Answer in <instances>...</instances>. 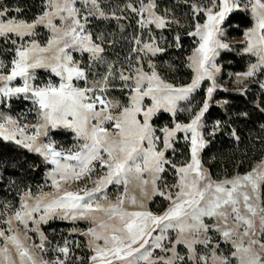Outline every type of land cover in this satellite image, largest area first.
Returning <instances> with one entry per match:
<instances>
[{
    "label": "snow or ice",
    "instance_id": "snow-or-ice-1",
    "mask_svg": "<svg viewBox=\"0 0 264 264\" xmlns=\"http://www.w3.org/2000/svg\"><path fill=\"white\" fill-rule=\"evenodd\" d=\"M189 7L194 25L187 34L197 38L188 57L193 75L190 83L176 84L153 62L166 49L151 35L152 26L178 23L167 10H158L156 0H129L121 9L135 14L140 34L132 37L130 54L119 64L105 60V37L94 35L90 24L94 18L128 17L115 12L109 17L100 0H46L32 21L12 15L21 8L0 3V38L13 45L11 61L0 60V98L31 101L35 119L22 124L0 112V138L53 166L38 193L29 187L20 194L19 208L9 215L11 204H6L0 212V264H69L68 240L51 249L58 253L54 260L45 259L50 242L40 225L57 218L87 222L86 231L72 232L87 237L88 264H264V160L243 174L215 179L200 157L208 143L204 117L218 87L216 57L231 50L223 25L234 11L251 13L254 25L244 33V52L256 62L238 75L264 74V0H207ZM40 26L50 32L43 44L35 39ZM180 40L176 35L177 47ZM74 53H87L90 63L83 65ZM96 63L106 64V72L90 80ZM38 69L59 82L36 83ZM117 80L126 103L110 98ZM207 81L205 98L194 110V96ZM184 111L191 112L187 123L176 119ZM161 113L171 115V126H155ZM220 124L207 135L214 136ZM59 129L73 133L70 148L52 139ZM181 133L189 159L177 164L168 153L176 151ZM169 168L176 177L171 185L163 181ZM110 188L117 190L115 198ZM156 196L168 202L161 212L147 206ZM29 233L38 234L39 242ZM75 259L83 264L82 257Z\"/></svg>",
    "mask_w": 264,
    "mask_h": 264
},
{
    "label": "rangeland",
    "instance_id": "rangeland-1",
    "mask_svg": "<svg viewBox=\"0 0 264 264\" xmlns=\"http://www.w3.org/2000/svg\"><path fill=\"white\" fill-rule=\"evenodd\" d=\"M3 1L4 0H0V3ZM157 1L158 0H156V2ZM128 2L129 0H125L124 2L117 1L114 3L110 2V0H101L100 3L103 5V9L109 17H111L113 12H115L117 15L127 16L128 18L122 19L119 21H117L114 18H110V19L94 18L92 19L91 24H90V29L94 33V35L103 34L105 37L104 46L106 50H105L104 56H105V60L108 61L109 63L115 62L119 64L121 62H124L125 58L129 56L130 50L133 47L131 43L132 37L140 34L139 27L136 24L135 14L131 13L130 11L123 12V13L121 12V9L124 8L125 4ZM132 2H135V0H132ZM244 2L245 0H241L242 4ZM195 3L200 4L199 1H195ZM45 4H46V0H44V7H45ZM165 10H167L168 12L169 19L173 21H177L178 23H172L165 29H156L154 26H152L151 35L157 39L161 47L176 46V43H175L176 35L182 32L184 28H186L187 26L183 25L180 22L179 16L175 14L173 11L168 10V8H162L159 11L163 13ZM233 14L234 15L236 14L237 17L235 19V23H230L229 18ZM246 17H248L250 21V25L247 27H243L246 24V20H245ZM229 18L226 21V23L223 25L225 29V36L223 37V39L226 43H228L231 46V50H221L219 56L216 57V64L220 68V71L216 74V82H217L218 87H217V91L213 94V100L210 102V107L212 105L220 106V107L225 105L222 103L223 102L222 99H214L215 97H218V94L220 92L243 93L247 90H250L251 92L260 91L264 94V89L260 87V85L264 83V74L257 73V75L253 77H249V78H244L238 75L239 73L246 72L250 64L256 62L255 57L244 52V48H245L244 33L246 30L252 28L254 25L252 15L250 12H246L243 10H237L231 13ZM201 23H203V19ZM134 28L136 31H134ZM163 31H167L168 34L163 33ZM49 37H50V32L47 28L43 26L38 27L37 35L35 39H37L41 44H43L47 41ZM147 38H148V32L147 30H145L144 39H147ZM194 39L196 42L197 38H194ZM10 46L13 47V45H11L10 42H5L2 46V50L4 52H8L10 49ZM195 47H197V43L195 44ZM194 48L191 50L190 54L186 58L187 68L190 71L191 69L188 67V63H189L188 57L192 55ZM123 51H126L125 52L126 55L122 54ZM161 54L162 53L158 54L156 57L153 58V62L157 65L158 71L160 72L162 76L165 77V79L169 80L170 82L181 84L180 82L184 80V76H183L184 74L182 73L181 70H178L176 68V66L174 65V61L169 62V61H164V60L159 59ZM74 55L77 60H80L82 62L83 65H88L90 63L87 53H84L83 55H81L80 53H74ZM0 60H3L5 63H7L6 60L1 57H0ZM242 66H244L243 69L238 70ZM106 67L107 65L103 63L92 64L89 70V73H90L89 79L90 80L93 78L98 79L100 76H102L106 72ZM192 75L193 73L191 71V77ZM37 76H38V79L36 83H45L49 79H51L53 83L59 82L58 77H55L52 73L44 69H38ZM190 81H191V78L187 83H190ZM19 83H20L19 79L13 82L14 85L19 84ZM77 83L81 87L86 86L83 81H80ZM210 83H211L210 81L204 82L202 84L201 89L198 91V93L201 90L203 91L204 98L206 95V89L208 86H210ZM119 87H120V82L117 80L115 82L116 90L110 93V98L118 99L126 103L127 102L126 93H121L119 91ZM197 94H195V96ZM0 99H4V102L0 103V112H3L8 115H12L14 118H19L22 124L35 123L34 113L26 112V110L24 109L25 106L29 104L31 101H25L22 98L18 99L15 97L11 99H5V98H0ZM198 102L199 100L192 101V107L194 110H197V111L199 110V107L201 106V105H198ZM254 103L257 105L261 103V105L264 107V100L260 99L258 95H254ZM159 115L169 116L171 118V123H168V121L163 118L161 125L156 126L157 128L163 127L164 125L171 126L173 118L171 117L170 114L161 113ZM177 117L180 118V120H178ZM190 118H191V112L189 111L179 112L176 116V119L181 123L189 122ZM204 123H205V117H204ZM215 124L216 122H210L206 124V130H205L206 139L207 137H211V136H208L207 133L213 130V127ZM217 131L218 130H216V133ZM51 137L53 140L56 141L58 146H63L64 148H70L76 142L74 140L73 133L67 130H63V129H59L51 133ZM179 137L180 138L178 142L175 144L176 151L174 153L169 151L168 153L169 158L177 164H180L186 161L187 159H189L188 143L183 139L182 133L179 134ZM0 139L3 140V138H0ZM5 142H11V141H5ZM11 143H14V142H11ZM202 152L200 153V157L202 156ZM261 160H264V154L261 157V159H259L256 163H254L253 166L259 163ZM203 165L206 168L204 163ZM47 166H48V169L46 170L44 181L42 183L40 184L28 183L27 185L28 186L27 189L30 187L34 194L38 193L40 187L44 186L47 182V173L53 167L52 165H47ZM0 176H1V170H0ZM222 178L224 177H220L216 179H222ZM163 181L169 185L176 182V177L172 169L169 168L168 171L164 174ZM9 183H10V186H14L15 180L14 179L9 180ZM15 188L17 190L18 185ZM13 189L14 188L12 187V190ZM27 189L21 188V191L19 193L21 194L23 191ZM43 190L51 191L49 187H43ZM109 192H110V196H112V198H115V195L117 194V190L115 188H110ZM20 194L18 195L17 203H15L13 199L1 200L0 201V212L4 211V205L6 204H11V208L7 210L9 215L13 211H15V209L19 208ZM167 205H168V202L166 200H164L162 197L156 196L151 201L148 202L147 206L153 212H161L164 208L167 207ZM3 219H4V216L0 215V220H3ZM0 226H3V225H0ZM46 226H49V228L45 232L43 228ZM88 226L89 225L85 221L73 222L71 220H62L58 218L50 220L47 224H41L40 228L46 235L48 241L50 242L46 245V247L50 249V251L45 255V259L54 260L56 256L58 255V253L55 251H51V249H55L57 245L63 246L64 241L68 240L71 242L69 243V248L71 249V252H72L71 258L69 260V264H77V261L75 259L76 257H82L83 264H88L87 258L91 255V252L87 248V237L80 235L79 231L72 232L73 228H76L80 231H86ZM29 235L32 236V240L34 242L36 243L39 242L38 234L29 233ZM171 235L174 236L175 234L171 233ZM76 242L79 243L80 245L79 247H76ZM222 248H224L225 251L228 252L227 246L222 245ZM181 251L182 252L184 251L182 247H181Z\"/></svg>",
    "mask_w": 264,
    "mask_h": 264
},
{
    "label": "trees",
    "instance_id": "trees-1",
    "mask_svg": "<svg viewBox=\"0 0 264 264\" xmlns=\"http://www.w3.org/2000/svg\"><path fill=\"white\" fill-rule=\"evenodd\" d=\"M117 1L124 2L125 0H110L112 3ZM195 1H199L200 4L207 3V0L157 1L159 10L168 8V10L179 16L183 25L187 26L178 34L181 37L180 46L163 47L166 51L159 57L164 61H174L176 68L184 74V80L180 82L181 84L187 83L191 78V71L187 68L186 58L195 47L196 42L187 33L193 30L194 21L192 9L189 5L195 3ZM1 3L10 9L21 8L22 12L20 14L12 12V15H19L20 18L28 21L34 20L44 10V0H4ZM236 17V14L231 15L229 22L235 23ZM202 19L200 18L199 22ZM245 20L246 24L243 27L250 25L248 17ZM134 31H136L135 28ZM163 33L168 34L167 31H163ZM4 43L3 38H0V57L9 63L13 56L11 51L13 47L10 46L9 51L4 52L2 50ZM123 52L122 54L126 55V51ZM243 67L238 70H242ZM254 95H258L260 99L264 100V94L260 91L220 92L218 97L214 99L226 100L227 104L222 107L212 105L206 113L205 124L221 122L217 133L214 136L207 137L208 143L201 156L202 162L215 179L231 176L237 172L241 174L247 172L264 154V127H262L264 126V111L261 110L264 107L261 103L259 105L254 103ZM203 99L204 93L201 90L193 100H199L198 105H201ZM163 118L171 123L169 116L159 115L154 120L155 126H160ZM177 119L180 120L178 117ZM233 132H235V136ZM236 137H239V139H236ZM47 169V164L43 162L39 155L30 153L14 143L0 139V201L13 199L17 203L21 188L27 189L28 183H42ZM12 179L15 180L14 186H10L9 183V180ZM17 185L18 189L16 190ZM48 228L49 226H46L43 230L46 232Z\"/></svg>",
    "mask_w": 264,
    "mask_h": 264
},
{
    "label": "built area",
    "instance_id": "built-area-1",
    "mask_svg": "<svg viewBox=\"0 0 264 264\" xmlns=\"http://www.w3.org/2000/svg\"><path fill=\"white\" fill-rule=\"evenodd\" d=\"M24 109L26 110V112H29V113H30L29 109H32V103L30 102L29 104H27V105L25 106ZM24 109H23V110H24ZM21 111H22V110H21ZM31 113H34V110L31 111Z\"/></svg>",
    "mask_w": 264,
    "mask_h": 264
}]
</instances>
